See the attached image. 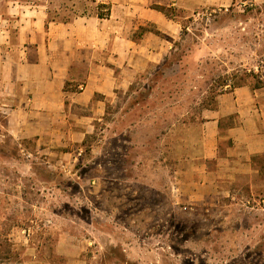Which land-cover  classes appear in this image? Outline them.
<instances>
[{"label": "rangeland", "instance_id": "rangeland-1", "mask_svg": "<svg viewBox=\"0 0 264 264\" xmlns=\"http://www.w3.org/2000/svg\"><path fill=\"white\" fill-rule=\"evenodd\" d=\"M81 1L0 0V41L8 29L16 43L28 9L70 19ZM168 13L182 28L174 50L106 99L82 140H17L0 111L2 257L61 264L54 250L67 237L87 264H264V164L220 180V192L191 185L204 165L217 169L202 156L203 110L229 85L254 84L253 72L264 78V6Z\"/></svg>", "mask_w": 264, "mask_h": 264}, {"label": "crops", "instance_id": "crops-1", "mask_svg": "<svg viewBox=\"0 0 264 264\" xmlns=\"http://www.w3.org/2000/svg\"><path fill=\"white\" fill-rule=\"evenodd\" d=\"M239 1L82 0L72 11H61H71L70 19L50 18L47 6L28 9L19 18L16 43L7 40L10 30L1 33L0 111L7 115L8 134L45 145L67 142V134L82 140L93 131L106 99L129 89L174 50L182 28L155 7L192 17L204 8L226 9ZM250 2L264 6V0ZM200 134L203 159L215 161L217 169L204 165L192 188L220 192L224 178L234 182L241 174L259 175L257 165L264 164V86L249 84L218 95L215 107L202 112ZM190 198L201 200L203 195ZM71 240L62 237L55 246L61 264H87L84 247ZM0 264L38 262L24 254L0 255Z\"/></svg>", "mask_w": 264, "mask_h": 264}, {"label": "trees", "instance_id": "trees-1", "mask_svg": "<svg viewBox=\"0 0 264 264\" xmlns=\"http://www.w3.org/2000/svg\"><path fill=\"white\" fill-rule=\"evenodd\" d=\"M155 9L159 10L160 12H162L163 14H165L167 17H170V14L168 13L169 8L166 7H155ZM172 19V18H171ZM146 30V29H143ZM158 33V32H157ZM254 78H257L256 82L254 84H252V86L255 88H261L264 86V79L260 78L256 73H252V75ZM244 85H249L247 83V81L245 79H241L239 82L233 84V85H229L230 89L232 88H236V87H240V86H244Z\"/></svg>", "mask_w": 264, "mask_h": 264}, {"label": "built area", "instance_id": "built-area-1", "mask_svg": "<svg viewBox=\"0 0 264 264\" xmlns=\"http://www.w3.org/2000/svg\"><path fill=\"white\" fill-rule=\"evenodd\" d=\"M246 5V4H245Z\"/></svg>", "mask_w": 264, "mask_h": 264}]
</instances>
